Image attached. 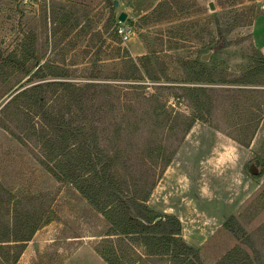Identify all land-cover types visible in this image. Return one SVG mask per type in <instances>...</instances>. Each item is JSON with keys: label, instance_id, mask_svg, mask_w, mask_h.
<instances>
[{"label": "rangeland", "instance_id": "1", "mask_svg": "<svg viewBox=\"0 0 264 264\" xmlns=\"http://www.w3.org/2000/svg\"><path fill=\"white\" fill-rule=\"evenodd\" d=\"M160 1L0 0V264L13 262L21 246L13 241L23 227L28 233L39 230L16 264H61L75 243L94 248L105 239L123 264L177 263L147 255L125 238L104 236L109 227L104 217L40 163L45 160L38 142L41 120L27 111L25 98L14 105L10 100L53 81L110 86L103 112L95 115L97 105L88 120L116 157L122 178L139 186V197L156 182L147 207L180 221L181 238L197 252V262L217 264L236 246L252 257L250 248L223 228L234 217L264 264V72L246 78L254 84L198 85L185 81L182 66V61L204 62L215 80L253 70L259 61L251 26L264 0H167L171 10L165 19L144 18ZM121 12L133 32L124 43L115 30ZM28 33L34 34L39 65L62 68L66 78L31 81V75L1 66ZM142 56L149 62L138 61ZM193 87H205L211 100L203 99L207 122L195 121L186 133L196 113L183 88ZM167 158L171 162L157 179Z\"/></svg>", "mask_w": 264, "mask_h": 264}, {"label": "trees", "instance_id": "2", "mask_svg": "<svg viewBox=\"0 0 264 264\" xmlns=\"http://www.w3.org/2000/svg\"><path fill=\"white\" fill-rule=\"evenodd\" d=\"M170 10V3L162 0L144 18L155 16L153 19L162 21ZM108 29L109 27L106 30ZM33 47L34 34L28 33L21 41L19 48L1 61V66L12 67L15 72H21L24 76L31 75L29 78L31 81L43 80L46 76L59 79L67 77L62 68L49 64L39 65V59ZM256 56L259 64L253 70L246 72L244 76L232 80L224 77L215 80V71L207 69L204 62L182 61V66L187 73L185 81L198 85L214 82L254 84L246 78L254 77L252 73L264 72V57L258 51ZM142 60L149 62L147 56L138 58V61ZM130 62L135 67V71H138L135 62L132 60ZM109 88V85L97 83L81 85L68 81L41 82L17 93L9 102L14 105L18 99L25 98L27 111L33 117L40 118L43 125H39L38 142L41 144L45 157V160H41L40 163L57 181L71 183L78 193L104 217L109 225L104 236H116L121 241L125 238L134 245L143 246L147 255L167 256L171 261H176V264H200L197 262L199 261L197 252L185 244L181 238L180 221L174 216L156 215L147 207V200L156 182L153 181L145 193L139 197L137 195L139 186L133 184L130 187L122 178L116 167V157H113L101 144L102 140L96 133L97 128L88 120L89 115H94L92 111L97 105V110H94L95 115L100 111L103 112L102 107L108 99ZM183 90L190 94L187 97L196 113L189 117L185 130L187 133L195 121L207 122L206 117L201 114L205 105L203 99H211L205 87L183 88ZM100 100L104 101L99 104ZM257 122L259 125L260 120ZM34 135L37 136V133ZM237 141L246 147L250 143ZM170 162L171 158L165 160L157 179H160ZM1 204L2 200H0ZM50 220L52 219H48L44 224H48ZM223 228L239 243L250 248L252 257L240 246H236L217 264H262L261 255L254 246L251 236L234 217H230ZM22 229V235L13 241L20 242L18 253L15 254L13 262H4V264H16L21 250L33 236L36 227L32 228L30 233L25 227ZM2 242L4 241L0 240V243ZM112 245L113 242L111 244L110 240L105 239L95 246L94 250L107 264H123L121 259L116 257L114 245ZM2 256L5 260L7 259L4 253Z\"/></svg>", "mask_w": 264, "mask_h": 264}, {"label": "crops", "instance_id": "3", "mask_svg": "<svg viewBox=\"0 0 264 264\" xmlns=\"http://www.w3.org/2000/svg\"><path fill=\"white\" fill-rule=\"evenodd\" d=\"M251 36H252V42H253L255 49L258 52H260V54L264 57V6H263V12H260L255 17L252 23ZM151 209L154 210L153 208ZM44 227H47V225H44ZM37 229L38 228L36 227V230L33 236L31 237V239L25 243L24 250L26 249L27 251L29 248L32 249V244H33L32 239L34 235L38 232L39 229L38 230ZM68 244H71V241L66 242L65 245H68ZM75 246H76V249H74V251L70 254V256L67 257L65 261L62 262L61 264H107L101 258V256L94 250V248L88 245L87 242L82 243L80 245L75 243Z\"/></svg>", "mask_w": 264, "mask_h": 264}, {"label": "built area", "instance_id": "4", "mask_svg": "<svg viewBox=\"0 0 264 264\" xmlns=\"http://www.w3.org/2000/svg\"><path fill=\"white\" fill-rule=\"evenodd\" d=\"M116 33L120 37V39L124 42H126L132 35V28L127 25L126 23L119 24L116 28Z\"/></svg>", "mask_w": 264, "mask_h": 264}, {"label": "water", "instance_id": "5", "mask_svg": "<svg viewBox=\"0 0 264 264\" xmlns=\"http://www.w3.org/2000/svg\"><path fill=\"white\" fill-rule=\"evenodd\" d=\"M115 5H117L116 2H115ZM209 8H210V10H213V9H214V6H213L212 3L209 4ZM126 19H127V14H126L125 12H121V13L118 15V21H119L120 23H125V22H126ZM206 57H207V55H203L202 58H201V60H202V61H206ZM252 173L255 174V171L252 170Z\"/></svg>", "mask_w": 264, "mask_h": 264}]
</instances>
